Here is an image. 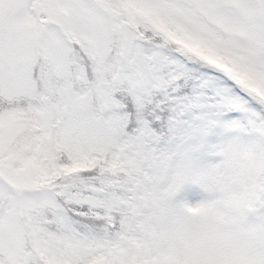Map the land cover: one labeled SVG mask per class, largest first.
Returning <instances> with one entry per match:
<instances>
[{
    "label": "snow or ice",
    "instance_id": "1",
    "mask_svg": "<svg viewBox=\"0 0 264 264\" xmlns=\"http://www.w3.org/2000/svg\"><path fill=\"white\" fill-rule=\"evenodd\" d=\"M0 264H264V0H0Z\"/></svg>",
    "mask_w": 264,
    "mask_h": 264
}]
</instances>
